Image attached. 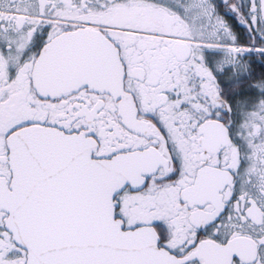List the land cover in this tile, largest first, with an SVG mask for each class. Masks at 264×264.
Returning a JSON list of instances; mask_svg holds the SVG:
<instances>
[{
    "label": "snow or ice",
    "instance_id": "6c2138e0",
    "mask_svg": "<svg viewBox=\"0 0 264 264\" xmlns=\"http://www.w3.org/2000/svg\"><path fill=\"white\" fill-rule=\"evenodd\" d=\"M0 264H264V0H0Z\"/></svg>",
    "mask_w": 264,
    "mask_h": 264
}]
</instances>
